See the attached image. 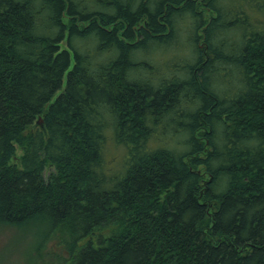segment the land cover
I'll list each match as a JSON object with an SVG mask.
<instances>
[{
	"label": "trees",
	"instance_id": "1",
	"mask_svg": "<svg viewBox=\"0 0 264 264\" xmlns=\"http://www.w3.org/2000/svg\"><path fill=\"white\" fill-rule=\"evenodd\" d=\"M39 224L59 264H264V0H0V226Z\"/></svg>",
	"mask_w": 264,
	"mask_h": 264
},
{
	"label": "rangeland",
	"instance_id": "2",
	"mask_svg": "<svg viewBox=\"0 0 264 264\" xmlns=\"http://www.w3.org/2000/svg\"><path fill=\"white\" fill-rule=\"evenodd\" d=\"M205 15L209 16L208 14ZM185 39L186 36L181 34L180 40L184 43ZM172 52L178 55V50L175 48L169 51L165 50V47L154 50L149 56L150 61L156 64L157 70L164 72L163 62H165L167 57L171 56ZM61 92H63V90H60L55 95L54 99ZM167 130H170V132L167 131L168 134L161 136V142H159V144H165L169 141L170 143L168 146L170 148L178 149L181 138L179 137L180 140L176 138L172 126ZM154 136L155 138H153V141H159V132ZM112 140V145H108V148L106 145L105 148L107 170L108 168H111V170L114 168L120 169L122 167L121 160L128 153L125 147H119L115 144V140ZM179 150H181V148ZM20 153L21 151L19 150L18 155H21ZM49 171L50 168L48 167L45 174H48ZM45 227V225L39 224L22 230L14 227L0 226V264H59L58 260L60 258L63 259L67 257L66 251L62 244L57 242L58 239H46L45 236H43V234H45Z\"/></svg>",
	"mask_w": 264,
	"mask_h": 264
},
{
	"label": "water",
	"instance_id": "3",
	"mask_svg": "<svg viewBox=\"0 0 264 264\" xmlns=\"http://www.w3.org/2000/svg\"><path fill=\"white\" fill-rule=\"evenodd\" d=\"M38 124H42V120H41V118H39V120H38Z\"/></svg>",
	"mask_w": 264,
	"mask_h": 264
}]
</instances>
